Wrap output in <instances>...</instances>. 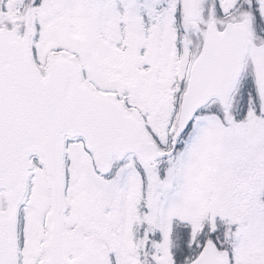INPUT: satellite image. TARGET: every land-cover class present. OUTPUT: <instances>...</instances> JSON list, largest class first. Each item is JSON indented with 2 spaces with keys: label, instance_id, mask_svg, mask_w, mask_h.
Here are the masks:
<instances>
[{
  "label": "snow or ice",
  "instance_id": "obj_1",
  "mask_svg": "<svg viewBox=\"0 0 264 264\" xmlns=\"http://www.w3.org/2000/svg\"><path fill=\"white\" fill-rule=\"evenodd\" d=\"M0 264H264V0H0Z\"/></svg>",
  "mask_w": 264,
  "mask_h": 264
}]
</instances>
